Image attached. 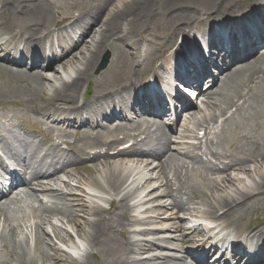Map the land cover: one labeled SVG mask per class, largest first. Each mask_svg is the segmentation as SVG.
Returning <instances> with one entry per match:
<instances>
[{"label": "bare ground", "instance_id": "obj_1", "mask_svg": "<svg viewBox=\"0 0 264 264\" xmlns=\"http://www.w3.org/2000/svg\"><path fill=\"white\" fill-rule=\"evenodd\" d=\"M90 1L91 0H74V2H72V0H36L34 2L31 0H4L2 9L7 16L3 20H0V27L4 30L13 28L21 39H25L24 45L28 54L32 56L29 62L34 64L32 65L33 69L43 68L44 71L46 70V66L44 64L42 65V62L38 60V56L41 54L46 56L47 49H45L44 43L48 40L47 34L51 32L54 26L55 20L53 16L56 11H60L64 15L74 14V22L68 27L81 24L80 22L87 20L91 13L97 14V17L87 21L91 24V29L84 37V40L74 50L67 53L59 65L53 66L50 72L46 75L44 74L45 76L28 75V73L23 70H13L8 73L9 71L6 65L0 63V77L20 78L21 75H28L26 76L29 77L27 80L43 88L42 93L47 91L51 92V99L57 97L67 100L70 92H80V89H78L81 85L79 81H82L85 75L92 73V70L99 61L100 54L107 48H112L115 51V57L112 60V66L109 72V74L113 76L114 81L118 78L119 73L117 71H123L122 80L124 82H130V84L135 83L137 80L140 81V77L143 73L145 76L159 77L162 65L151 67L142 57L141 60L138 61V54L132 52V48L135 47L134 31L136 28L149 25L159 26L163 24L170 30V27L180 24L183 28L180 29V31L177 29L174 30L179 36L184 37L188 32L193 30H196L198 34H205L208 32V27L206 25H195V23L189 25V23L193 19L196 20V23L203 22L205 20L204 15L207 14L214 18H220L226 15L225 13L228 11L238 12V4L241 2V0H108L107 2H104V0H96L98 5L101 6L97 8L94 4L88 5ZM262 21L264 22V17H262ZM242 28H244V26H242ZM64 30H67V28H64ZM71 41L72 39L70 37L63 36L59 40L61 46L65 49ZM3 45L4 44H0V49ZM35 46L37 49L32 51ZM246 57L248 56H245V58ZM72 60L73 62H71ZM257 66L258 63L246 62L239 68L242 69L245 74L248 71L254 73ZM142 68H145V71H143ZM206 72L207 71H205V73H199L197 79H199L200 76L202 77L200 79L201 82L206 81ZM47 76L48 78H46ZM243 78L244 75L237 77L232 74L228 77L226 83L222 82L221 84L219 83V85L217 84L219 82L218 80L213 84L211 88L217 84L215 87L218 86V89L207 94L208 98L212 96L213 99H215L213 106L210 107L211 110L218 109L222 104L230 103L232 98L237 96L240 89H243V85L246 84V80L243 81ZM46 80L48 81L46 82ZM5 87L7 88V86ZM0 88H2V86ZM5 92H9V90H0V95ZM101 93H103V91ZM71 99L73 102L79 99L82 103L80 109L73 108L72 111L83 113L84 111L82 109L86 105L84 96L73 95ZM206 103L207 101L204 106L199 107L200 109L194 112L195 117L201 115L203 124H209L213 119L209 111V106H207ZM103 107V105L100 106V108ZM230 108L231 107H224L223 111L227 112ZM48 114L49 113L45 114V118ZM213 115L217 116L218 114L214 112ZM235 115H237V113ZM112 135V132H108L105 135H99L97 140L105 141V138ZM2 141L6 146H9L10 142L13 141L16 150H19V146L22 142L32 145L30 142L25 141L20 135L16 134L3 137ZM123 154V158H121V154H119L113 162L105 163L103 167L99 166L94 173L95 179L92 181L83 180L77 172L71 171L72 174L70 177H67V179H71L72 177V181L76 183V186L73 188L66 184L67 186L64 190L72 192V196L66 195V200L73 208L79 211H81L83 207L82 200L78 198L77 195L81 193L85 194L84 190L86 188L94 189L92 192L89 191L91 193L86 195L88 199L85 200L87 204H92V206L107 199L113 202L111 198L112 192H117L119 198L124 199L125 206H130L133 216L130 229H133L137 223L145 221L144 218L138 216L146 212H140V210L144 204H148V200L152 195L150 189L156 186V183L150 182L149 179V176H153L155 172H151V169L148 170L146 167H144V169H146L145 171L144 169H140V167L143 166L142 163L127 161L125 157L135 156L134 152L127 153L126 151ZM137 156H139V154ZM39 159L37 148H34L30 153L29 159L32 169L31 178L26 180L25 186L27 194L31 193L32 197L35 196L33 185L37 182L36 176L39 174L40 177H44L55 172V168L44 167L39 170L37 174ZM75 188L80 189L81 192L77 191ZM242 191H244L245 194L247 188L242 187L234 194L241 197L230 196L225 198V196L222 197L225 198L224 200L216 198L214 201L212 199L200 208L197 216L200 218H208V215L211 214L210 209L212 207H220L221 210L230 208L223 216L226 220H233L235 216L241 214L243 211H249L253 206L249 199L245 202L238 203L240 200L245 199L247 195L251 194L249 193L246 196H242ZM169 195L170 193L163 192L162 198L168 197ZM175 202L176 201H173L171 204ZM97 208L99 213L95 214L94 222L87 229L89 233L88 240L92 245H95L100 252L104 250L106 257L112 260V264H123V259L118 260L117 263L114 261L116 253L121 247L125 253H134L137 246L140 248L143 246V241L148 244L146 240L137 239L135 237V232L130 234V229L127 224L121 229V232L126 238V242L121 241L120 238L116 237L115 226L121 224L124 220L122 218L105 219L103 215L104 210L99 207ZM148 209L151 213L149 220L156 222L159 219V213L156 208L150 206ZM136 213L138 215H136ZM113 231L115 239L112 237ZM149 231V229H142L140 234H146ZM0 236H2L0 238L6 237L4 233H1ZM38 238L41 239L40 236H38L37 239ZM39 245L40 242L37 248ZM92 245L90 248L91 252L95 248L92 247ZM29 250V248H26L24 252ZM247 256V258H249V255ZM237 259L239 264H247L245 256Z\"/></svg>", "mask_w": 264, "mask_h": 264}, {"label": "rangeland", "instance_id": "obj_2", "mask_svg": "<svg viewBox=\"0 0 264 264\" xmlns=\"http://www.w3.org/2000/svg\"><path fill=\"white\" fill-rule=\"evenodd\" d=\"M162 29H164V27H161Z\"/></svg>", "mask_w": 264, "mask_h": 264}]
</instances>
